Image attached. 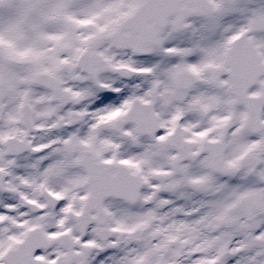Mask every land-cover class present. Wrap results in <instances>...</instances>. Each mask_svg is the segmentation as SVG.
Wrapping results in <instances>:
<instances>
[{
    "label": "snow or ice",
    "instance_id": "1",
    "mask_svg": "<svg viewBox=\"0 0 264 264\" xmlns=\"http://www.w3.org/2000/svg\"><path fill=\"white\" fill-rule=\"evenodd\" d=\"M0 264H264V0H0Z\"/></svg>",
    "mask_w": 264,
    "mask_h": 264
}]
</instances>
